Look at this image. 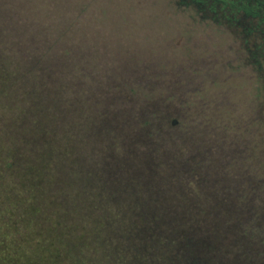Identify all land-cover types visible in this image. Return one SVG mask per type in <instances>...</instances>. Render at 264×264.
Here are the masks:
<instances>
[{
    "label": "rangeland",
    "instance_id": "1",
    "mask_svg": "<svg viewBox=\"0 0 264 264\" xmlns=\"http://www.w3.org/2000/svg\"><path fill=\"white\" fill-rule=\"evenodd\" d=\"M242 1L245 11L216 12L199 1L0 0L2 50L12 42L37 76L36 65L50 62L44 54L71 56L75 116L97 143L89 154L104 155H87L64 224L104 223L137 196L143 208H204L225 197L262 233L264 0ZM44 70L53 81L54 65Z\"/></svg>",
    "mask_w": 264,
    "mask_h": 264
},
{
    "label": "trees",
    "instance_id": "2",
    "mask_svg": "<svg viewBox=\"0 0 264 264\" xmlns=\"http://www.w3.org/2000/svg\"><path fill=\"white\" fill-rule=\"evenodd\" d=\"M194 1L216 12L247 7L242 0L181 3L196 7ZM11 43L0 48V264H107L106 249L117 257L114 264L130 257L135 264H264V226L256 235L246 212L226 208L225 197L204 208H143L137 196L104 223L64 224L79 171L87 174V155L92 163L104 162V155L89 154L91 131L75 116L78 100L71 99L67 78L71 56L57 53L52 62L44 54L54 65L53 81L44 80L48 64L40 61L44 73L35 75L36 67L15 56ZM171 118L165 114L161 123L172 129ZM113 239L117 244H110Z\"/></svg>",
    "mask_w": 264,
    "mask_h": 264
}]
</instances>
